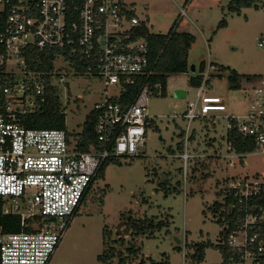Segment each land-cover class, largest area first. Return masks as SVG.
I'll use <instances>...</instances> for the list:
<instances>
[{
    "label": "built area",
    "instance_id": "2783aa9c",
    "mask_svg": "<svg viewBox=\"0 0 264 264\" xmlns=\"http://www.w3.org/2000/svg\"><path fill=\"white\" fill-rule=\"evenodd\" d=\"M185 13L183 6L180 17ZM142 24L148 27L129 0H0V198L3 214L19 218V230L0 225V264H49L103 165L142 154L149 98L163 93L161 83L152 84ZM259 44L264 46V33ZM209 73L207 67L196 101L183 115L186 143L195 119L227 110L222 96L205 91ZM72 76L117 88L93 109L95 141L87 150L78 145L82 132L73 137L66 127L31 126L53 88L63 101L62 84ZM136 85L134 99H122ZM246 93L248 109L226 115L228 130L251 138L253 152L264 155V74ZM230 151L228 157L242 156ZM182 156L186 168L190 154ZM223 189L226 205L213 215L221 226L217 243L232 251L225 264L264 262V172L229 177ZM223 212L231 214L219 222Z\"/></svg>",
    "mask_w": 264,
    "mask_h": 264
},
{
    "label": "rangeland",
    "instance_id": "374dc122",
    "mask_svg": "<svg viewBox=\"0 0 264 264\" xmlns=\"http://www.w3.org/2000/svg\"><path fill=\"white\" fill-rule=\"evenodd\" d=\"M129 1L149 30L157 33H167L181 8L186 7L177 29L196 36L188 56L189 71L168 79L166 96L149 98L151 122L142 154L109 160L49 264H104L98 256L111 246L116 253L112 264L122 259L123 264H137L143 255L156 264H219L223 255L216 247L207 248L203 263L192 259L193 244L219 241L221 226L209 207L220 199L229 177L264 172L260 152L227 156L226 116L247 111L246 89L258 82L257 75L264 74V46L259 44L264 33V0H257L258 7L242 8L240 13L229 9L231 0ZM224 18L227 26H219ZM203 61L213 63L205 91L222 96L228 108L195 119L186 143L188 122L183 115L196 101L199 89L188 80L198 73ZM218 65L227 67L222 77L218 76ZM229 68L243 75L241 88L230 87ZM249 75L255 79L248 80ZM67 80L62 84L66 128L76 137L95 105L117 88L105 89L104 82L90 76ZM180 90L184 91L181 96ZM185 150L190 154L186 168ZM130 218L168 221L169 226L153 230V237L137 236L128 224ZM132 244L139 247L135 258L130 251Z\"/></svg>",
    "mask_w": 264,
    "mask_h": 264
},
{
    "label": "trees",
    "instance_id": "16d2710c",
    "mask_svg": "<svg viewBox=\"0 0 264 264\" xmlns=\"http://www.w3.org/2000/svg\"><path fill=\"white\" fill-rule=\"evenodd\" d=\"M189 1L190 0H186V2ZM185 5H187V3H185ZM251 6L258 7L257 0H231L229 9L232 12L240 13L242 8ZM179 18L175 21V23L167 33L150 32L149 28L145 24H142L140 30V33L143 36H146L149 40L150 58L155 71L151 79L152 84L154 85L157 82L161 83L163 89V96L167 95L168 79L172 75L186 73L189 71L188 56L193 43L196 41L195 34L188 31H180L177 29ZM219 26L226 27L227 20L225 18L222 19L220 21ZM218 67V76L222 77V71L227 70V67L223 65H218ZM205 69L206 63L203 61L200 64L198 73L190 76L188 80L189 84L195 87H200L204 79ZM242 76L243 75L238 73L236 70H232L229 68L228 79L230 82V87L241 88ZM261 76L262 74L257 75L256 77L259 78ZM253 77L254 76L249 75L247 79H255ZM209 79L210 78L207 79L208 83ZM138 91V85L128 86L127 92L124 93L122 99L131 101L134 99ZM95 116V110H92L91 113L87 116V119L84 124V129L81 133L82 138L79 140L78 144L81 150H87L89 148V144L95 141ZM32 117L34 123H31V126L33 127H66V114L64 112L63 101L59 95V89L57 87L52 89L47 108L43 112L35 114ZM227 139L233 144L236 152L242 154V156H245L246 153L253 152L255 150V143L253 142V140L251 138L243 136L241 133L238 132L236 128L228 130ZM108 162L103 165L98 176L103 174ZM223 193L224 189L221 191V196L223 195ZM225 199L227 203H230V196H227ZM223 205H226V203H222L219 199L215 201L209 207V209L213 212V214H215L221 209ZM2 207L3 202L0 198V225H4L7 231L19 230V218L16 216L3 214ZM229 214H231V212L221 213L218 221L220 222L222 220V216L225 215L228 217ZM128 224L130 225L132 231L134 230V234H136L137 236L147 235L148 237L155 236L153 230L156 231L164 226H169L168 221L165 222L161 220L159 222H156L153 218L145 220H137L130 218V222ZM104 243L107 242L105 241ZM193 245L194 251L192 253V259H194L198 263H203L206 257V250L210 247H216L221 251L223 255V261L219 264H225L226 260L232 255V251L227 245L213 243L210 240L200 241ZM114 251L115 247H109L107 250L103 251V253L98 256L99 260H101L104 264H112L113 258L116 254ZM130 251L132 253V256L135 258L139 254V247L137 246L136 248L134 247V244H132ZM123 261V259L119 260L118 264H123ZM137 264H156V262L150 258L144 257L143 255ZM260 264H264V262H261Z\"/></svg>",
    "mask_w": 264,
    "mask_h": 264
},
{
    "label": "crops",
    "instance_id": "0c3cea01",
    "mask_svg": "<svg viewBox=\"0 0 264 264\" xmlns=\"http://www.w3.org/2000/svg\"><path fill=\"white\" fill-rule=\"evenodd\" d=\"M180 30V29H179ZM180 31H182V30H180ZM151 32H153V31H151ZM155 33H157V32H155ZM207 67H210V70H211V68L213 67V64L212 63H208V65H206V69H207ZM206 69H205V71H206ZM210 74V73H209ZM207 84H208V82H207ZM227 104V103H226ZM227 108H228V106H227ZM192 124V123H191ZM249 153H252V152H249ZM249 153H246V154H249ZM228 154V153H227ZM245 154V155H246Z\"/></svg>",
    "mask_w": 264,
    "mask_h": 264
},
{
    "label": "water",
    "instance_id": "95a60500",
    "mask_svg": "<svg viewBox=\"0 0 264 264\" xmlns=\"http://www.w3.org/2000/svg\"><path fill=\"white\" fill-rule=\"evenodd\" d=\"M183 93H184V91H181V90L179 91V95H180V96H181Z\"/></svg>",
    "mask_w": 264,
    "mask_h": 264
}]
</instances>
